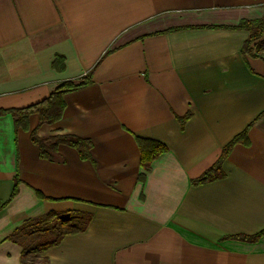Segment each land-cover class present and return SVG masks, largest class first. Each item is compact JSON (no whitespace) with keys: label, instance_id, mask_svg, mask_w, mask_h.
<instances>
[{"label":"crops","instance_id":"0c3cea01","mask_svg":"<svg viewBox=\"0 0 264 264\" xmlns=\"http://www.w3.org/2000/svg\"><path fill=\"white\" fill-rule=\"evenodd\" d=\"M263 16L264 0H0V110L47 99L111 51L56 123L32 114L16 132L0 116L1 203L21 181L0 211V264H22L7 238L26 221L74 211L91 220L48 264H264V235L235 239L264 230V55L243 54L248 31L219 28ZM247 128L224 177L193 184ZM35 129L90 140L92 159L63 144L62 162L42 159ZM137 138L167 147L149 172Z\"/></svg>","mask_w":264,"mask_h":264},{"label":"trees","instance_id":"16d2710c","mask_svg":"<svg viewBox=\"0 0 264 264\" xmlns=\"http://www.w3.org/2000/svg\"><path fill=\"white\" fill-rule=\"evenodd\" d=\"M221 29L246 30L249 32L243 46V54L251 57H258L260 49L264 45V16L255 19H243L235 26H219ZM181 28H174L166 32L176 31ZM165 33V32H163ZM106 52L99 62L89 71L87 76L77 80H68L61 83L51 95L36 104L28 107L0 110V116L11 114L14 120L15 131L19 129L29 130V117L32 114H38L40 117L39 125L53 124L62 118L66 108L64 96L70 92H74L89 86L95 70L98 68L102 60L110 53ZM52 67L57 72L65 70V58L62 55H56ZM249 128L235 136L231 142L223 149L219 159L202 175L193 179L195 185L205 184L210 181L218 180L224 177L222 171L223 162L229 156L233 147L240 143L249 144L248 139ZM32 142L38 146L39 155L42 159L50 161L62 162L63 159L59 155V146L61 144L73 147L77 150L82 160H91L92 142L88 139L79 138L74 135H55L47 138L40 137L37 129L31 131ZM140 148V164L141 167L149 172L152 162L162 153L167 151V147L160 142L151 139L137 138ZM139 179L145 180V174H141ZM19 173L14 179V188L10 199L6 203L0 202V211L6 207L11 200L18 194L20 184ZM39 198H44L40 192H37ZM91 220V215L79 212H49L40 217L26 221L22 226L17 228L7 239L19 244L23 251L21 254L22 264H48V259L42 257L49 248L58 245L67 235L83 232ZM264 235V230L253 236H237L235 239L242 241H257Z\"/></svg>","mask_w":264,"mask_h":264},{"label":"rangeland","instance_id":"374dc122","mask_svg":"<svg viewBox=\"0 0 264 264\" xmlns=\"http://www.w3.org/2000/svg\"><path fill=\"white\" fill-rule=\"evenodd\" d=\"M260 54L261 55H264V45L261 47V49H260Z\"/></svg>","mask_w":264,"mask_h":264}]
</instances>
